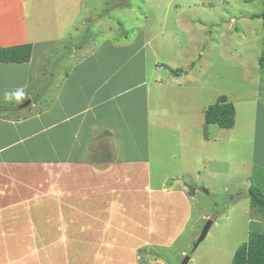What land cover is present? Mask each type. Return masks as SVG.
Segmentation results:
<instances>
[{"label": "rangeland", "instance_id": "1", "mask_svg": "<svg viewBox=\"0 0 264 264\" xmlns=\"http://www.w3.org/2000/svg\"><path fill=\"white\" fill-rule=\"evenodd\" d=\"M49 1L52 3L45 0L51 13L43 10L45 8L35 0H27L24 12L30 25L35 24L37 16H40L37 17L38 22L42 18L56 16L51 27L54 28L57 22L62 27L61 48L66 42L80 44L89 36L97 43L103 39L131 36L134 42L121 52L125 53L127 61H134L135 66L143 61V55L147 57L150 70L153 60H157L162 65L159 71L162 81L170 69L186 68L188 74L185 77L179 78L181 70L179 75L172 77L176 80H173V86H168L161 94L159 87L156 92H150L148 123L152 130L149 148L159 154H150L147 178L151 179L153 192L160 190L166 196H172L175 203L179 201L180 211L176 216L184 217L187 216L186 211H191L185 217L187 221L179 230L176 242L169 248L157 247L152 254L147 249L138 248L130 254L122 244L112 243L109 252H98L101 246L97 248V243H92L89 253H76L79 248L74 246L71 249L76 253L74 255H69V248L65 247L58 249L57 253H48L47 264H183L186 259V264H231L235 252L247 241L250 232H264V216L250 206L248 198L249 188H259L257 184L264 181V70L258 66L260 53L264 50V21L252 19V15L262 13L263 0H57V12L53 4L55 0ZM7 2L6 6L11 7L15 0ZM4 7L2 5L4 13L13 11L12 7ZM2 14L0 9L1 17ZM65 29L71 37L68 41ZM133 30L141 31L131 35ZM135 38L137 43L149 39V47L158 52L152 56L145 44L141 53L139 51L132 57L134 49L139 47V44L135 47ZM67 47L69 50V45ZM100 49L109 51L103 43ZM65 54L66 49H61L54 63L57 65ZM121 64H124L120 67L122 69L128 63L122 61ZM61 69L58 68L57 73H61ZM96 78L97 75L92 76V83ZM133 95H137V91L130 93ZM219 96H225L235 108L234 125L228 130L204 122V110ZM192 110V119L199 128H195L189 142L183 143L179 136L189 134L190 127L185 112L192 115ZM138 111L144 109L135 110V113ZM175 112L176 116H172ZM135 122L141 126L144 119L141 117ZM116 126L119 127L117 122ZM202 136L208 140L205 145ZM111 154L114 156V152ZM76 155L79 156L77 151ZM161 157L164 163H161ZM100 161L104 160L101 158ZM85 163L87 159L72 170L77 173L70 180L74 195L78 193V181L85 176L80 172ZM135 173L127 172L131 193L128 190L125 193L117 191L108 195V199L116 202L117 198L126 197L123 200L126 214L139 223L138 219L143 215L136 213L137 207L141 209L146 205V209H151L154 214L169 201L164 199L159 203L160 199L154 197L160 192H152L153 196L148 195L147 198L143 183L133 177ZM125 180L122 176L110 183L109 188L119 185L125 188ZM191 188L193 193H190ZM260 190L264 196V183ZM135 195L139 202L137 206L130 207ZM190 198L193 200H188ZM151 200L154 201L151 203ZM250 220L251 224L248 223ZM207 221L212 225L197 244ZM124 223L125 216L120 215L111 227L128 229V233L137 232ZM114 228L111 230L116 231ZM47 230L49 236L48 227ZM111 233L112 240L118 239L115 232ZM138 237L140 239L144 234L139 231ZM160 240H164L163 237Z\"/></svg>", "mask_w": 264, "mask_h": 264}, {"label": "crops", "instance_id": "2", "mask_svg": "<svg viewBox=\"0 0 264 264\" xmlns=\"http://www.w3.org/2000/svg\"><path fill=\"white\" fill-rule=\"evenodd\" d=\"M0 1L3 13L0 47L24 44L32 47L28 62L0 63V264H47L48 253H57L64 247L69 248V255L89 253L92 243H97V248L101 246L98 252H109L112 243L122 244L130 254L138 248L147 249L151 254L157 247L169 248L176 242L191 210L186 211L187 216H176L180 211L179 201L175 203L169 194L150 189L153 188L151 179L147 178L150 154L159 153L149 148L152 128L148 116L150 92H156L159 87L161 94L168 86H173L175 76L168 72L162 81L159 72L162 65L153 60L152 70L148 69L144 55L136 66L134 61H127L121 50L134 42L131 36L103 39L101 43L93 41L91 36L80 44L66 42L63 46L66 56L56 65L54 59L63 49L59 47L63 44L61 25L57 22L51 27L56 16L42 18L39 22L37 17L40 16H37L35 24L30 25L24 12L27 0H15L11 6L13 11L9 13H4L2 8V5L11 8L6 6L7 0ZM35 1L51 13L45 0ZM47 3L52 2L47 0ZM53 4L57 12V0ZM64 31L68 37V30ZM139 31L133 30L130 34ZM147 42L149 39L134 43L139 47L134 49L132 57L141 53L145 44L151 55L158 52ZM102 43L107 45L108 52L100 51ZM122 61L128 64L121 69ZM61 67V73H57ZM136 67L141 69L138 71ZM176 69L182 72L179 78L188 74L185 67ZM94 75L97 78L92 83ZM136 91L137 95L130 96ZM141 109L144 111L135 113ZM192 111V115L185 112L186 122L190 121L189 134L180 135V142H189L195 128H199L192 119ZM141 117L144 124L137 126L135 120ZM202 141L204 145L208 142L203 136ZM76 151L79 156H75ZM84 159L87 163L80 172L85 176L78 181V193L74 195L70 180L77 173L72 170ZM164 161L161 157V163ZM129 171L136 172L133 177L143 183L147 198L160 192L154 198L160 199L159 203L164 199L169 201L154 214L146 205L141 209L137 207L136 213L143 215L139 223L126 214L123 207L126 197L117 198L116 202L108 199V195L117 191H130ZM122 176L126 178L125 188L119 185L110 189V183ZM164 181L165 178L161 184ZM138 200L133 199L130 207L137 206ZM120 215L125 216L123 225L137 232L111 227ZM139 231L144 234L140 239ZM111 232L122 241L112 240ZM73 246L79 248V252L71 250Z\"/></svg>", "mask_w": 264, "mask_h": 264}, {"label": "trees", "instance_id": "3", "mask_svg": "<svg viewBox=\"0 0 264 264\" xmlns=\"http://www.w3.org/2000/svg\"><path fill=\"white\" fill-rule=\"evenodd\" d=\"M252 19L264 21V0L263 11L260 14L252 15ZM31 45L24 44L15 47H0V63H26L30 59ZM258 66L264 70V50L261 51ZM180 70L170 69V73L176 75ZM235 108L225 96H219L216 101L209 105L204 112V122L207 125H216L222 129H231L234 125ZM261 181V180H260ZM264 183V181H261ZM262 183V184H263ZM257 186H251L248 190L250 206L255 208L264 216V196ZM194 189L191 188L190 193ZM231 264H264V232H250L247 241L235 252Z\"/></svg>", "mask_w": 264, "mask_h": 264}, {"label": "water", "instance_id": "4", "mask_svg": "<svg viewBox=\"0 0 264 264\" xmlns=\"http://www.w3.org/2000/svg\"><path fill=\"white\" fill-rule=\"evenodd\" d=\"M211 225H212V222H211V221H207V222H206V224L204 225L203 230H202V232H201V234H200V237H199V239H198L197 244H198L200 241H202V240L204 239V237L206 236V234H207L209 228L211 227ZM187 261H188V260L186 259V260L183 262V264H186Z\"/></svg>", "mask_w": 264, "mask_h": 264}]
</instances>
